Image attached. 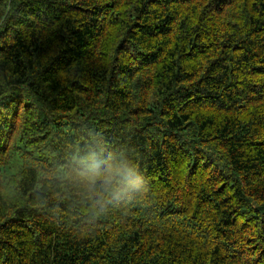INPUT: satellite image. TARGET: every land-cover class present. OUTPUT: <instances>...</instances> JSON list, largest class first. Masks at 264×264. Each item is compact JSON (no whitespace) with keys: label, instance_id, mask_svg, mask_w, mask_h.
<instances>
[{"label":"trees","instance_id":"trees-1","mask_svg":"<svg viewBox=\"0 0 264 264\" xmlns=\"http://www.w3.org/2000/svg\"><path fill=\"white\" fill-rule=\"evenodd\" d=\"M0 264H264V0H0Z\"/></svg>","mask_w":264,"mask_h":264},{"label":"clouds","instance_id":"clouds-1","mask_svg":"<svg viewBox=\"0 0 264 264\" xmlns=\"http://www.w3.org/2000/svg\"><path fill=\"white\" fill-rule=\"evenodd\" d=\"M76 175L90 185L112 183L124 175V169L110 163L102 151H92L78 157L74 163Z\"/></svg>","mask_w":264,"mask_h":264}]
</instances>
